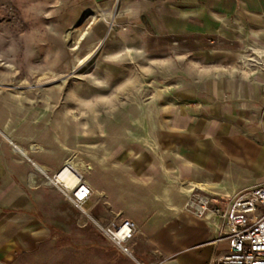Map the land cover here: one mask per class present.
Returning <instances> with one entry per match:
<instances>
[{
  "label": "rangeland",
  "instance_id": "374dc122",
  "mask_svg": "<svg viewBox=\"0 0 264 264\" xmlns=\"http://www.w3.org/2000/svg\"><path fill=\"white\" fill-rule=\"evenodd\" d=\"M105 11L93 0H0V143L31 168L26 185L41 191L36 203L51 238L68 235L76 249L90 236L103 238L93 220L128 216L136 200L146 201L131 197L138 177L132 164L161 156L165 117L185 103L180 91L203 88L209 77L264 73V53L238 24L218 36H172L155 31L146 16ZM67 160L92 189L85 212L48 182ZM80 258L73 255V264H88ZM168 261L153 250L152 264Z\"/></svg>",
  "mask_w": 264,
  "mask_h": 264
},
{
  "label": "crops",
  "instance_id": "0c3cea01",
  "mask_svg": "<svg viewBox=\"0 0 264 264\" xmlns=\"http://www.w3.org/2000/svg\"><path fill=\"white\" fill-rule=\"evenodd\" d=\"M93 1L104 2L105 16H146L155 31L172 36H218L238 24L249 32L252 46H260L256 51L264 53V0ZM262 85L264 73L241 79L209 77L203 88L178 93L185 103L168 118L163 116L157 148L161 156L147 155L132 164L138 177L131 197L146 198L136 200L137 210L125 216L139 228L132 241L134 258L103 238L90 236L78 249L68 235L51 238L36 203L41 191L26 185L31 168L0 143V263L37 264L39 255L42 264H73L75 255L88 264H152L156 250L169 258L168 264H215L228 253V240L216 226L195 216L187 202L194 192L221 204L242 190L264 185ZM45 244L55 249L48 256L39 253ZM64 249L69 257L62 256Z\"/></svg>",
  "mask_w": 264,
  "mask_h": 264
},
{
  "label": "built area",
  "instance_id": "2783aa9c",
  "mask_svg": "<svg viewBox=\"0 0 264 264\" xmlns=\"http://www.w3.org/2000/svg\"><path fill=\"white\" fill-rule=\"evenodd\" d=\"M73 170L78 172L74 167ZM79 178L72 188L58 179L54 180V184L67 192L68 198L85 212L83 205L90 199L92 189L82 175L79 174ZM187 205L195 216L209 220L228 240V253L219 257L215 264H264V185L242 190L221 204L212 203L209 197L194 193ZM92 222L114 249L134 258L132 241L139 233L135 221L116 215L106 222Z\"/></svg>",
  "mask_w": 264,
  "mask_h": 264
},
{
  "label": "bare ground",
  "instance_id": "6f19581e",
  "mask_svg": "<svg viewBox=\"0 0 264 264\" xmlns=\"http://www.w3.org/2000/svg\"><path fill=\"white\" fill-rule=\"evenodd\" d=\"M115 6V5H114ZM70 35V34H69ZM14 150L19 152L21 155H25L26 152L20 148L19 146H14ZM35 169L44 172V168L39 166L38 164H33ZM54 177L48 178V182L54 183L55 179H58L63 182V184L69 188L74 187L79 181V174L75 170H73V164L70 161H66L64 166L54 173Z\"/></svg>",
  "mask_w": 264,
  "mask_h": 264
}]
</instances>
